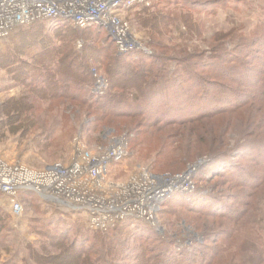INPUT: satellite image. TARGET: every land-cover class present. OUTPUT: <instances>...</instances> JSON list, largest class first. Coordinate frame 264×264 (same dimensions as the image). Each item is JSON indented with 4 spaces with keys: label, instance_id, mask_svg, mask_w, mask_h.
Masks as SVG:
<instances>
[{
    "label": "rangeland",
    "instance_id": "374dc122",
    "mask_svg": "<svg viewBox=\"0 0 264 264\" xmlns=\"http://www.w3.org/2000/svg\"><path fill=\"white\" fill-rule=\"evenodd\" d=\"M155 12L162 17L161 20L158 19L160 22L155 26L143 25L142 19L152 18ZM123 18L129 23L132 36L137 43L133 49H143L149 54L158 55L159 59L153 56L152 59L146 60V64L152 62L147 68L145 77L147 82L142 84V80L138 79L140 83L137 87L127 92L125 98L128 104H125L122 110L113 109V113L97 110L93 113L95 116L89 118L85 115L86 106L83 107L79 101L65 95L57 97L49 94L47 98H40L33 94L30 86L16 78L24 70L18 64L26 63L30 66L25 67L27 75L30 71L29 76H37L39 71L49 70V66H52V70L59 67L62 70L72 68L75 71L83 66L93 72L97 82L102 77L110 85H114L122 81V72L127 69L126 60L121 59L123 61L120 60L117 66L113 64L116 69L112 72L106 69L108 61L102 59L101 72L95 73L97 60L92 57L101 53L102 57L109 55L112 48L106 51L108 41L101 40L100 49L95 47L94 53L83 54L85 42L82 37H78L71 42L76 51V54L71 56L75 57L77 62L70 61L72 58H65L66 54H61L62 52L56 54L59 51L57 48L64 43L59 36L55 37L52 33L50 36L54 40L50 38L48 41V46L53 48L51 52L46 50L49 47L42 42L27 41L22 46L18 36L0 41V58L9 56L13 61L8 65L0 59V156L10 162H20L31 169H42L54 162L71 163L79 155L78 149L81 147L99 152L109 145L112 136L124 137L128 144L127 155L119 161L112 162L110 179L128 181L138 169L146 168L157 174L182 175L178 178L181 181L176 184L177 186L169 187L171 192L168 191L169 195L155 213L153 222L142 219L128 220L99 230L90 226L86 214L68 209L63 203L47 199L32 190L28 191L36 193L35 195L29 194L25 197L24 192L20 193L24 211L21 215H16L12 212L8 198L0 193V216L9 218L8 228L1 229L4 224L0 226V264H41L42 261L37 260L35 254L40 255L44 249H50L54 253L62 252L65 248L53 245L54 232L46 225L56 218L53 224L61 231L72 230L73 236L75 230L79 231L80 228L89 229L101 236L112 233L115 239L110 245L112 244L115 249L123 239L125 242L130 241L129 245H134L136 251L145 249L147 253L154 254V258L146 259L145 264H173L170 263L173 259L158 250L157 246L162 248L161 243L156 246V242L147 244L133 239L131 236L137 230V223L152 226L158 231L155 235L157 237L168 232V238H165L166 247L177 251L174 257L180 256L178 252L195 254L196 260L199 261L197 263L200 264L205 261L204 257L208 253L214 262L205 264H264L263 183L253 190L255 191L253 196L250 195L252 189L246 190L244 201L250 203L245 206V212L239 220L226 223L223 228L217 227L221 224L219 221L211 219L208 221L200 214L164 205L166 200L170 203L178 191H193L195 189L193 186L198 183L197 180L196 184L193 182V176L197 172L200 171L199 176L207 178L208 163L212 158L210 154L204 153L210 146L216 144V141L218 143V134L223 132L225 134L222 135L226 140L225 149L240 143L242 150H245L247 141L264 142L263 103L254 105L250 103L241 111L216 113L214 116L189 122L183 111H176L180 102L183 104L190 101L193 88H197L198 91L202 83L214 87V93L217 94L215 98L224 97L221 94L226 88L236 84L227 81V78L217 80L216 75L206 68L195 66L201 61V56L196 54L208 56V61H216L210 57L216 54L213 45L217 46L223 41L225 42L223 47L232 48L236 45L232 41L234 35L243 34L247 37L253 30H257L260 24L264 23V0H148V4H137L123 12ZM177 61L181 64L178 65ZM133 63H136L132 64L134 67L140 66L142 60ZM188 70L189 73L196 74L195 78L198 77L199 80L191 81L187 92L182 85ZM109 77L112 79H108ZM114 77H117L116 81L113 80ZM57 78L62 81L59 87L63 92L67 95L72 93L66 90L71 88L69 84L71 79L67 75H60ZM209 81L217 82V85L210 84ZM110 92L118 94L120 91L115 89ZM160 102L176 105V109L167 111L166 106L164 108L155 105ZM14 109L18 111L12 114L11 110ZM140 112H144L143 117L148 119L149 123L145 124L143 117L138 115ZM184 119L186 120L183 121ZM261 150L264 151V148ZM246 162L249 165V162ZM214 164L218 165L217 162ZM259 168V172L256 170L254 173L264 175V166ZM234 170L237 171L235 168ZM212 177L213 175L204 182L199 180L197 186L212 191L218 190L225 196H230V199L226 198V204L228 207L233 206L235 202L233 191L238 189L224 182L222 178ZM187 184L193 189L185 188ZM236 199V203H242L239 198ZM243 209L241 205L239 211ZM120 226L125 227L122 232L117 234L107 232L114 231ZM220 234L225 238H221L222 245L214 251L215 244H218L215 242L216 237ZM73 236L71 235V241ZM209 236L213 239L210 240ZM106 241L110 242L108 239ZM67 243L68 241H65L64 247ZM87 245H95L90 251L94 250L92 257L97 258L96 261L99 260L98 256H101L99 264H132L122 254L113 255L111 252L114 248L105 244L104 239L100 241L98 235L88 241ZM155 247L157 251L154 250ZM203 250L206 252L204 256ZM258 251L261 252V257ZM77 255L79 254L68 253L66 261L72 264L71 260L76 259L73 257ZM76 263L86 264L78 259Z\"/></svg>",
    "mask_w": 264,
    "mask_h": 264
},
{
    "label": "trees",
    "instance_id": "16d2710c",
    "mask_svg": "<svg viewBox=\"0 0 264 264\" xmlns=\"http://www.w3.org/2000/svg\"><path fill=\"white\" fill-rule=\"evenodd\" d=\"M157 12H155L152 18H143L142 24L145 26H149L150 24L155 26L156 23L158 24L160 22L159 20H161L162 17L158 15ZM50 33L55 34V37L59 36L61 42L64 43L61 44V46L58 45L60 46V48H57V50L59 51L56 52V54L62 52L61 54H66L65 58H72L70 61L75 60V57H72L71 54H76L75 49L71 45V42L78 39V37H82L85 42L84 48L82 49L83 54L89 52L91 54L94 53L95 47L100 49L99 43L101 42V40L108 41L109 46L108 50L106 51H109V48H112V51L109 55L102 57L103 55L101 53L97 54L96 56H92L94 57V60H97V67L94 68V71L96 70L95 73H97V71L101 72L102 59L108 61L106 66V69H108V71L113 72L121 59L126 60L127 69L122 72L121 82L110 85L108 81L103 78L106 80V86L102 90L97 91L95 89L97 85V79H95V77L93 76V72L88 71L86 67L82 66L81 69L75 71L72 68L68 70H62L59 67H55L54 70H52V66H49V70H43L41 72L39 71L37 76H29L30 71L27 75L25 67L29 68L30 66L26 63L18 64V66L24 70L21 71L16 76V78L21 83L30 86L31 92L36 96L40 98H47V95L49 94H54L57 97H64L65 95L66 97H69L75 101H79L83 107L86 106L85 115L89 118L95 116L93 113L97 110L98 112L103 111L106 113H113V109H115L116 111L122 110L125 104H128L127 99L125 98L127 96V92L130 89L137 87V84L140 83L138 82V79L142 80V84H145L147 82L145 81L146 72L147 68L149 67V65H151L152 62L150 64H146V60L152 59L154 55L149 54L143 49H131L125 52H120L117 42L113 39V36L104 26L93 24L81 28L76 26L72 21L68 20H43L19 28L12 36H18L17 38L22 42V46H24L27 41L42 42L43 45L48 46V41L51 38ZM236 35L237 36L234 35L232 38V41L236 44L232 48L231 46L223 47L225 45V42L223 41L220 42L217 46L213 45V51L215 50L216 54L215 56L211 55L210 57L216 59L217 62L215 60L208 61V56L204 57L203 54H196L201 56V61L198 63V65L196 64L195 66L206 68L207 71L212 72V74L216 75L217 78H214H216L217 80H220L221 78H227V81L236 84L231 85V87L229 88H226L225 92L221 94L224 95V97L221 96L216 98L215 96H217V94L214 93L213 86L202 83V86L199 87L198 91H196L197 88H193V95L190 94V101L183 104L180 102V104L177 105L176 110L177 112L183 111L185 113V116L188 117L186 119H189L188 122L195 119L199 120L206 116H214L216 113L241 111L244 108L248 107L247 105L250 103L251 105L262 103L264 104V23L262 22L259 28L257 30H253V32L247 37L243 34ZM51 39L54 40L53 37ZM46 50H49L48 52H51L53 48L49 47V49ZM154 57H157V59H159L158 55ZM10 58L11 57L9 56H4L0 59H3L5 64L9 65L13 63ZM245 58L247 59L246 61ZM141 60L142 63L140 64V66H132V64L136 65V63L133 62H139ZM184 61L185 60H183V62ZM75 62H77V60H75ZM177 63L178 65L181 64L178 61ZM113 64H116V66H114ZM108 66L110 68H108ZM60 75H67V77L71 79V81L69 82V84H71V88H66L67 91L72 92L69 93V95L65 94L59 87V84H61L62 81L57 77ZM195 76L196 74L189 73V70L187 71V75L184 76V82L182 86L184 89H186L187 92L189 91V83L194 79H198V77L195 78ZM108 79H112V77H109ZM113 80L116 81L117 77H114ZM209 82L210 84L217 85V82ZM115 89H118L120 92L118 94L110 92L114 91ZM151 98L153 97L151 96ZM155 105L159 107L163 106L164 108L166 106L167 108L165 109L167 111L172 110V108L176 109V105H172L169 102H160L159 104L155 103ZM18 109L21 110L19 107ZM18 109H14V111L11 110L12 114H15V111H18ZM166 110L164 112L167 114ZM16 113L18 114V112ZM156 113L159 114L158 112ZM138 115L143 117L144 112H140ZM186 119H184L183 121H185ZM144 120L145 124L149 123L148 119ZM230 129L232 128L230 127ZM222 135H225L224 132L222 134H218V143L216 141V144L210 146V148H208L204 153L210 154L212 158L208 163L209 171L206 175L208 179L212 175L214 178H222L224 182L226 181V183L238 189V191H233L235 194V202L233 206L228 207L226 204V198L230 199V196H225L218 190L212 191L206 188H201L199 185L197 186L200 181L204 182L207 179L206 176H199L200 171L193 176V182H195L196 184V180L198 181V183L194 186L195 189L193 191H178L174 194L176 195L175 198H171V201L169 200L170 203H168V200H166V202L164 203V205H167L166 207L185 209L190 213L200 214L206 217L208 221H210V219L219 221V224H221L217 227L221 228H223L226 223L235 222L237 221V219L239 220L241 218V215L245 212V206H248V204L250 203L244 201L247 193L246 190L252 189L250 195L253 196L255 195V191L253 192V190L257 189L260 185L262 186V183L264 184V175H259L257 172L254 173V171L260 169L259 167L264 166V151L261 150V148H264V142H261L259 140L247 141L245 150H242V145L240 143L235 144V146L232 148L230 147L228 149H225L226 140H224ZM259 146L261 148H258ZM241 159H244V161ZM235 160H239L240 162L235 163ZM246 161L249 162V165H247ZM214 162H217L218 165L215 166ZM234 168L237 171H235ZM250 169L253 170L250 171ZM208 179L206 181H208ZM227 188L228 187H226L225 190H227ZM23 192L25 194V197H27V195L29 194H36L28 190ZM236 198H239L242 203H236ZM241 205L244 207V209L242 211H239V207ZM8 220L9 218L3 215L0 216V226L4 224L1 229L9 227ZM55 220H57V218ZM55 220H50L46 225L52 232H54L53 234L55 238V244L53 245H58L57 248L65 249L59 253H54L50 249H44L43 252H40V255L35 254L34 257L37 258V260H41V264H69V262L66 261L68 253L79 254L73 258L78 259L79 261H81V263L99 264L98 262L99 260H101V256H98L99 260L96 261L97 258L92 257L94 250L90 251V249H92V247L95 245H87V242L95 239V237L98 235L100 241H102V239L105 240V244H109V246H112V244L110 245V243H114L113 240L115 239V235H112V233H107L101 236V234H96V232H93L89 229L81 230L80 228L79 231L77 229L75 230L73 236L72 230L68 229L66 231H61L56 224H53ZM136 226L137 230H135L131 237L133 239L135 238L137 242L142 241L147 244H150V242H156V246L160 245L161 243L162 248H160L159 246H157V248L159 251L164 252V254H166L167 256L170 255V257L173 259L170 263L198 264L197 262L199 261L196 260L195 254L188 255L187 253L182 254V252H178L177 254H180V256L178 255L177 257H174V254L177 251L173 249L171 250L166 247L165 238H168V232H165L164 234L161 233L159 234L160 236L157 234L158 237H160L158 238L157 236H155L158 231L154 230L152 226L138 223ZM123 228L125 227L120 226L114 231H106L117 234L119 232H122L124 230ZM43 231L48 234L50 233L48 230ZM71 235L73 236L72 241ZM209 238L210 240L213 239V237L211 236H209ZM221 238L225 237H222V234L216 237L215 242H217L218 244H215L214 251L216 248L222 245L221 243H223V241ZM107 239L110 242H107ZM65 241H68L66 247H64ZM130 243V241L125 242V240L123 239V241H120L118 243L116 249L112 246L114 248V251H112L111 253L113 255H115L116 253L118 255L122 254L124 258L126 257L125 259L130 261L132 264H145L146 259L154 258V254L147 253L145 249H142V251L140 252L136 251L137 249L134 248V245L130 246ZM157 248L155 247L154 250L157 251ZM202 253L203 256L206 254L204 250L202 251ZM258 254L261 257L260 251H258ZM81 255L88 256L82 257ZM210 257L211 256L207 253L204 257L205 261H202L200 264H205L208 262L213 263L214 261ZM76 259L71 260V262H73L72 264H77ZM259 260L260 259H258V261Z\"/></svg>",
    "mask_w": 264,
    "mask_h": 264
},
{
    "label": "built area",
    "instance_id": "2783aa9c",
    "mask_svg": "<svg viewBox=\"0 0 264 264\" xmlns=\"http://www.w3.org/2000/svg\"><path fill=\"white\" fill-rule=\"evenodd\" d=\"M137 4H148V0H0V41L37 21L68 20L81 28L104 26L119 51L125 52L137 43L123 12ZM105 86L106 80L99 78L95 89L99 91ZM127 145L126 138L112 136L109 145L99 152L81 147L71 163L54 162L42 169H31L0 156V193L8 198L16 215L24 211L20 193L33 190L86 214L94 229L135 219L153 222L168 197V182L174 178L180 183L178 178L182 175L157 174L141 168L128 181L110 179L112 162L127 155ZM185 188L194 186L187 184Z\"/></svg>",
    "mask_w": 264,
    "mask_h": 264
},
{
    "label": "bare ground",
    "instance_id": "6f19581e",
    "mask_svg": "<svg viewBox=\"0 0 264 264\" xmlns=\"http://www.w3.org/2000/svg\"><path fill=\"white\" fill-rule=\"evenodd\" d=\"M45 21V20H44ZM188 172V171H187ZM191 171H189L188 173H190ZM176 180L173 178L171 179V182L169 181L167 186L170 188H173L174 186H177L179 183H175ZM177 184V185H176ZM179 190H183V189H179ZM33 191V190H32ZM169 195V193H167V196Z\"/></svg>",
    "mask_w": 264,
    "mask_h": 264
}]
</instances>
